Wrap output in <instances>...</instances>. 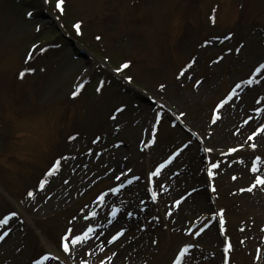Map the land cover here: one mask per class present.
Segmentation results:
<instances>
[{
	"label": "rangeland",
	"instance_id": "rangeland-1",
	"mask_svg": "<svg viewBox=\"0 0 264 264\" xmlns=\"http://www.w3.org/2000/svg\"><path fill=\"white\" fill-rule=\"evenodd\" d=\"M213 2L214 26L206 17ZM33 4L38 11L28 8ZM45 7L60 28L95 53L88 63L75 57L59 35L49 34L50 19L39 15ZM61 9L55 0H0V218L17 213L8 225H0L11 229L0 241V264H32L38 254L62 249L59 237L69 227L75 233L91 223L93 239L99 228L95 219L106 228L101 233L105 243L115 231L125 230L111 244L123 253L115 264H170L184 244L193 247L182 264H224L225 237L228 264H264V185L252 187L255 209L246 204L248 191H238L247 189L255 175L264 176V132L256 143L239 139L241 131L264 124V69L252 84H240L212 121L215 105L264 60V0H62ZM78 21L79 31L73 28ZM229 33L227 44L209 45L212 36ZM239 41L244 44L236 51ZM189 60L193 63L178 76ZM125 61L126 68L113 71ZM24 68L32 71L21 77ZM77 83L83 87L72 97ZM153 101L169 106L195 135L173 126L167 117L174 116ZM121 105L122 111L115 113ZM97 134L101 137L93 144ZM148 139L153 142L147 144ZM240 143L243 148L227 153ZM250 143L256 147H248ZM181 145L161 169L163 190L153 177V200L148 173ZM61 152L76 158L83 154L82 163L71 168L66 163L44 177L51 156ZM256 156L261 160L254 174L248 169ZM212 162L218 168L209 177ZM41 175L47 183L34 187ZM118 184L124 186L109 191ZM101 193L103 198L96 200ZM112 208L117 211L109 219ZM220 209L223 235L216 214ZM89 211L96 215L85 221ZM206 221L212 223L199 230ZM82 244H69L70 263L98 264L115 252L104 250L94 260L81 251ZM41 264L58 262L51 256Z\"/></svg>",
	"mask_w": 264,
	"mask_h": 264
},
{
	"label": "snow or ice",
	"instance_id": "snow-or-ice-1",
	"mask_svg": "<svg viewBox=\"0 0 264 264\" xmlns=\"http://www.w3.org/2000/svg\"><path fill=\"white\" fill-rule=\"evenodd\" d=\"M61 4H62V0H55V7L56 9L58 10H62L61 9ZM210 19H212V17H210ZM78 24H79V21L73 25V28L77 29V31H79L78 29ZM231 36V33L228 34L227 37H224V39H227L228 37ZM97 39H99V37H97ZM207 43V41H206ZM32 48H36V45H33ZM41 52L44 50L43 48H40L39 49ZM236 51H239V49L237 48ZM217 60L220 59V57H217L216 58ZM193 63V60H189L187 63L184 64V66L179 70V73H178V76L179 75H182L184 73V70L187 69L191 64ZM128 66V62L125 61L123 63H121L119 65V67L113 69L114 72L116 73H120L122 69L126 68ZM262 69H264V61H261L259 62L258 66L255 67V69L252 71L251 75H249V77L245 80H242L240 81L239 83H237L224 97L223 99H221L216 105L215 107L212 109V121L215 122V120L217 119V109H220L221 106L225 105L233 96H235V93H236V89H238L240 87V84H244V83H247V84H252L254 81H253V76H255L257 73H259ZM32 69L31 68H24L22 69L20 72H19V75L21 77H23L25 75L26 72H31ZM124 80L126 81H130L131 80V77L129 76H124L123 77ZM200 81L197 80L196 81V84H199ZM83 87V84L82 83H77L74 90L70 92V95L72 97H75L81 90V88ZM158 87L160 88H163L164 85L161 84V85H158ZM96 92H100L101 90V87L100 85L98 84L97 87H96ZM123 105H121L120 107H117L115 108L114 112L115 113H120L123 109ZM254 111L256 113H260L261 109L259 107H256L254 108ZM181 115H183V113H181ZM155 117L156 119H160V113H155ZM114 118V115L113 117ZM179 118V117H178ZM244 123H247V121H245ZM117 127H119V125H117ZM152 130L155 131L156 130V125L153 124L152 126ZM262 130H264V124H260L259 126H257L255 128L254 131H252L248 136H247V140L248 141H252L253 137L256 136L258 133H260ZM193 135H195V133H193ZM69 140H72L73 139V136H69L68 137ZM99 140V137H96V139H94L92 141L93 144H95L97 141ZM153 141L151 139H148L147 140V144H151ZM184 145H181V147L177 148L174 152L171 153V155H168L166 159H164L161 163H158L156 166H155V169L154 171H151L148 173V179H147V185H148V191L151 193V196H152V199L155 200L156 199V193L152 191V177L155 176V175H159L161 169H163L166 165H168L172 159L181 151V148H183ZM244 145H241V144H237L235 147H229L227 148V153L228 154H231V153H234L236 152L238 149L240 148H243ZM248 147H251V148H255L256 145L254 143H250L248 145ZM91 151V150H89ZM205 151H212V149H205ZM98 155V153H97ZM221 155H224V153H221ZM261 160V157L259 156H256L252 161H251V164H250V167H249V171L252 172V173H256L257 170H258V164H257V161ZM238 162H239V158H238ZM59 164H60V161L57 160L55 162H53L51 164V166L43 173V176L44 177H47V176H50V175H53L54 174V171L58 169L59 167ZM218 168V163L216 162H212V163H209L207 165V174L209 177H212L214 175L213 173V169H216ZM111 171V170H110ZM116 179L118 180L119 177H116ZM132 179H136V177H133ZM232 179H236L235 176L232 177ZM47 183V181L43 178H41L39 180V183L36 185L37 188H43L45 186V184ZM129 183L128 180H125L124 181V184H127ZM124 184H118L116 187H112L109 189L110 192L112 193H115L117 192L118 188H122L124 186ZM261 185H264V176H261V175H255L254 176V179L252 180V183L249 185V187L247 189H238V191H251L252 190V187H259ZM210 188H212V185L210 184L209 185ZM161 189L163 190V186H161ZM214 190V189H213ZM261 191H264V187H261L260 189ZM103 193H101L100 195H98L96 197V200H101L103 198ZM187 195V193L185 194ZM27 196L28 197H32L33 196V190L32 189H29L27 191ZM184 199L183 196H181L179 198V200H176L174 201V204L173 206L175 207L176 205H178L180 203V201H182ZM83 211V209L81 210ZM117 209L116 208H112L110 212L107 213L108 216H114L115 213H116ZM222 212H223V209H220L216 214L217 216L220 217V233L223 235L224 234V220L222 218ZM17 215L16 212H9L7 213L6 215H3L2 218H0V225H8L9 223V218L10 217H15ZM96 215V212L95 211H89L87 213V216L84 217V220L87 221L88 220V217H94ZM131 215V213H130ZM169 215L168 212L165 213V216L167 217ZM77 219V217H72V221H75ZM72 221H69V224L71 225ZM110 223V222H109ZM212 223L211 221H209L208 224H205L204 225V228L206 229L209 224ZM97 227H99V225H97ZM262 228H264V225L261 226ZM11 231V229L9 227H4L3 229H0V241H3L6 236L9 234V232ZM125 230L123 228H120L118 231H115L114 234L110 235L108 238H107V243L108 244H112L114 241L117 240L118 237H120L123 232ZM188 231H192L191 229H189ZM94 233V227L92 226L91 223H89L87 225V227H84L82 231L80 230H77L75 233H74V230L69 227L68 229H66L63 234L59 237V246L60 248L63 249V251L65 253H68L69 252V244L71 245H77V244H82L86 241H89L92 237V234ZM153 244L156 243L155 240L152 241ZM193 245L192 244H184L182 247H179L178 248V251L176 253H174V256L173 258L171 259L170 261V264H182V257L187 254L188 250L190 248H192ZM230 248V244L228 242V239L227 237H225L224 239V251H225V256H224V264H228V250ZM97 251H100L102 252L103 251V248L102 247H98L97 248ZM88 253L85 252V255H87ZM113 256L115 255V253L112 254ZM51 257V253H45L44 255H41L39 257V260H33L32 261V264H40V261H43L47 258ZM54 258V257H53ZM111 259V257H104V259H100L98 260V264H105V261L106 260H109ZM80 264H87V261L85 260H81Z\"/></svg>",
	"mask_w": 264,
	"mask_h": 264
},
{
	"label": "bare ground",
	"instance_id": "bare-ground-1",
	"mask_svg": "<svg viewBox=\"0 0 264 264\" xmlns=\"http://www.w3.org/2000/svg\"><path fill=\"white\" fill-rule=\"evenodd\" d=\"M40 88H42L41 87V82L39 83V85H38ZM113 119L114 118H112L111 117V121H113ZM115 120V119H114ZM115 127H117L116 125H114V128ZM255 129L254 128H250L249 129V131H241L239 134H240V136H239V139L241 138L242 140H243V142H245V141H248L247 140V136L252 132V131H254ZM98 135H100V134H98ZM257 138H263V134L262 133H258L256 136H254L253 137V141H255V143L256 142H258V140H257ZM240 144H242V143H240ZM220 145V144H219ZM218 145V146H219ZM66 160H68V161H72V155H66L65 157H64ZM66 167V166H65ZM70 167V166H69ZM157 177H158V180H160L159 182H158V185H160V184H162L163 183V177L159 174V175H157ZM184 177V176H183ZM248 194H249V199H247L246 200V204L248 205V207H250V208H252V207H254V203L256 202L254 199H253V195L251 194V192L250 191H248ZM252 209H255V208H252ZM94 223H95V225H97L99 222H95V220L93 221ZM122 224H124L125 222L123 221V220H121L120 221ZM99 225V224H98ZM104 230H106V228L103 226V225H100L99 226V228H98V230L96 231V233H95V235H94V237H93V239L91 238L89 241H86V242H84L79 248L80 249H82L81 251H83V252H89L90 254H91V256H92V258L94 259V260H96V258H99V256H98V253H100V251H97V248L98 247H102L103 248V251L105 250V251H111V250H115V255L114 256H112L111 257V262H109V264H115L122 256H121V254H123L122 253V250H120L119 248H114V247H112L111 246V244L110 245H108L107 243H105V242H103L101 239H102V237H101V233L104 231ZM98 235H99V238L98 239H95L96 237H98ZM122 249V248H121ZM112 251V252H113ZM92 259V260H93ZM92 264H94V263H92Z\"/></svg>",
	"mask_w": 264,
	"mask_h": 264
}]
</instances>
